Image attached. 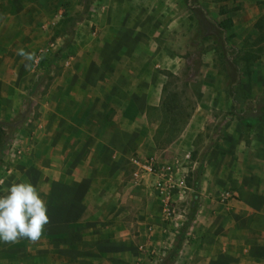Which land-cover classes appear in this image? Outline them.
I'll list each match as a JSON object with an SVG mask.
<instances>
[{"label": "crops", "instance_id": "crops-1", "mask_svg": "<svg viewBox=\"0 0 264 264\" xmlns=\"http://www.w3.org/2000/svg\"><path fill=\"white\" fill-rule=\"evenodd\" d=\"M234 6L230 29L219 26V37L212 36L209 25L202 27V22L198 25L203 33L197 35L193 12L182 0H102L101 9L89 18V28L78 26L74 42L85 44L90 52L87 91L70 95V91H63V99L71 101V111L80 114L63 113L60 136L53 135L57 126L47 118L48 109L53 108L48 103L43 104L44 115L36 123L32 138L25 136L29 125L21 123L12 139L13 147L19 146L22 152L24 144L28 150L20 152L18 159H10L0 186L3 196L13 184H32L47 207L49 222L36 241L19 238L0 242V264H48L49 255L60 256L57 264H241L242 221L254 213V218H249L254 232L264 231V168L248 169L257 161L258 152L245 144V139L264 124L257 114L264 111V103L255 109L241 105L235 98L237 83L233 78L238 79L243 66V48L250 50L244 33L247 28L240 26L239 19L242 16L245 26L256 22L264 15V5L250 2ZM40 12L34 0H0V122L9 128L19 121H5L14 118L16 111V100L11 101L8 94L14 98L20 93L22 97L35 93L24 65L32 57L34 18ZM229 30L239 58L236 62L235 57L228 56ZM85 35L87 45L82 41ZM196 54L200 62L193 70ZM188 68V91L193 92L196 102L180 134L161 151H168L183 136L193 143L200 129L218 131L211 135L204 155L191 165H202L198 207L175 257L168 260L186 219L181 215L170 221L164 218L160 196L156 190L154 196L149 193L151 179L135 188H124L125 192L120 189L127 195L117 201L112 194L98 197L103 191L98 180L103 175L115 177L116 162L133 152H144L142 145L158 147L154 138L161 117L151 122L149 111L152 107L161 111L164 91H178L174 81L187 75ZM257 77H264V67L254 64L246 79L254 81ZM115 95L120 99L114 102ZM261 99L264 102V96ZM112 108L114 112L103 128L100 113ZM111 119L117 120V125L106 129L112 126ZM199 138L208 142L206 133ZM75 142L79 146L66 160L63 153ZM110 184L106 191L118 190L112 181ZM188 186L190 190L193 187ZM51 240L59 243L50 244ZM255 256L256 252L249 264L260 263Z\"/></svg>", "mask_w": 264, "mask_h": 264}, {"label": "rangeland", "instance_id": "rangeland-1", "mask_svg": "<svg viewBox=\"0 0 264 264\" xmlns=\"http://www.w3.org/2000/svg\"><path fill=\"white\" fill-rule=\"evenodd\" d=\"M182 1L186 3L187 7L190 8L193 12V23H195V25L197 26V30L194 29V31H197V35L199 33H203L202 27H204L206 23L209 25L208 31L210 34H212V36L217 35L219 26H221L222 28L225 26L226 28L230 29L229 21L231 18L230 15L232 14L231 12L233 8H235L234 5L238 6L248 3L250 4V2L264 5V0H233L231 2H228L227 4H224L225 8L221 3L223 0ZM34 4H37L39 6L41 12L36 19L34 18V47L32 57L29 60L28 64L24 66L27 69V75H30L32 77L31 81L33 85L35 84V93L31 97L28 93L26 96L22 97V94L20 93L17 94V96L14 98L12 93H9L8 95L10 96L11 101L16 100V111L14 118L5 121H10L11 123H14L16 121H19L21 123L26 122V125H29L30 129L28 128L27 134L25 136L32 138V136L35 135L36 123L42 120L44 115L43 104L48 103L49 105H53V108H51L50 106V109H48L47 118L49 120L53 119L52 124L57 126L53 128V135L55 134L60 136V132L64 130V125H62V122L60 121L63 119V113L67 115H74L76 113L75 111H71V101H64L63 97L65 93L63 91H70V95V93L73 91H87L88 86V70L90 67L88 63V56L90 55V52L88 46L84 48L85 44H78L79 42L77 41L74 42V38L77 35L78 26L80 24H84L87 26L89 18H91L90 16L95 13L96 10L101 9L102 0H34ZM219 5L221 6L219 7ZM98 7L100 8L96 9ZM239 21L242 28H247L244 33L246 34L248 39L246 46H248L250 50H244L243 48L242 53L240 54V60L243 63V66L238 70V72L240 73V77L238 76V79L235 77L233 78V82L237 83L235 98L239 100L241 105H244V103H246V105H248L250 109H255L254 107H258L259 103H264L261 102V98L264 96V94L261 95V93H264V77H261V79L257 77L254 81L251 79L250 81H247L246 78L248 76L250 77V73L253 71L254 64L264 67V15L261 14L260 16H258L256 22H253L248 26H245L243 24L242 16L240 17ZM198 22H202L203 26L200 27L198 25ZM88 28L89 27L87 26V29ZM230 31L231 30L227 32L229 34V37L228 43L226 44L228 49V56L235 57L233 61L236 62V60H239V58L237 56V52H235L236 46L231 44L232 34ZM70 37L72 38L70 46L61 51L59 57L55 61L50 62L54 58V54L56 53V51H58V49L65 43V40ZM217 37H219V35H217ZM87 38L88 35H85V37L82 39V41L84 40L86 42V45L88 43ZM219 48H222V44L219 45ZM223 53L224 52H222L221 54L223 55ZM220 59L224 61V58L221 55ZM198 62H200V58H198L196 54L193 58V65H191L193 70L196 68ZM22 70H24V67ZM187 70V75H182L180 80L173 81L175 84L174 89L178 90L177 92L179 93L183 106L187 111L186 113L191 114L196 100L194 98L193 92L188 91L187 78L190 75V69L188 68ZM241 72L243 73L241 74ZM249 91H251V93ZM112 99L115 102L120 99V96L115 95L114 97H112ZM10 107L13 108V103H11ZM240 109L242 110V108ZM28 110L29 112H26ZM113 112L114 109L112 108L111 110H109V112L103 110V112L100 113L102 117L100 116L99 118H104L103 120L101 119L103 128L105 127V125H107L105 124V122L109 119V116L113 114ZM233 113L236 115L238 112ZM257 114L261 116L259 121H264V111L260 112V114L259 112H257ZM78 115L76 113V116ZM161 115L162 112L155 107H152L149 111V118L151 122H153L152 119H159ZM25 116L27 119H25ZM79 121L76 122L80 123ZM86 122L87 121H83V124H85ZM109 122V124H112V126L110 125L106 129L116 127L117 120L111 119ZM71 126H73V124H71ZM10 129L11 128L7 127L1 130L6 131L5 133L7 134ZM72 130L73 129L71 127L69 131ZM88 131L90 132L92 131V129L90 128ZM215 131H218V129L205 128L202 131L200 129L198 136L194 137L196 138V141H194L193 143L186 142L185 139H183V136L179 140L175 141V144L168 151H161V149L165 148L166 146L155 147L154 145H142L144 149H146L144 150V152H133L125 159H122V161L116 162V165H114L116 171L115 177L108 178L103 175L100 178V181L98 180V184H100L98 185L99 189L103 190L97 193L98 197L100 196L101 198H104L105 196H111L112 194L114 195L113 198L117 201V199H120L122 195H127L121 192L120 189L125 192L124 188H135L143 184L144 181L137 182L133 178L132 173L134 170V164L132 163V160L135 157L145 158L148 156H155L158 160L161 161H171L177 164L179 163V165L183 168L184 173L187 175V184L192 186L195 179V174L193 171L199 164L197 163L195 168H191V165L195 164L194 161L197 160L198 157L204 155L208 146L210 147L209 139ZM89 132L85 133L84 137H88ZM201 133H206L208 142H201V138H199ZM107 134L110 135L111 133L108 131ZM254 134L255 135H253L251 138L245 139V144H251L253 148H257L258 159L257 161H254V163H251L252 167L250 166V168L248 169L253 168L256 170H263L264 124L261 125L260 129H258ZM166 137L167 136L164 135L163 137H161V139L164 141ZM14 142L15 141L13 140L8 145V148L5 151L3 163L0 165V186L3 184V182H5V180L3 179L5 173L4 171L8 170L7 168L8 164H10V159H18L17 157L21 155V151L18 148L19 146H15V148L13 147L15 145ZM22 146L24 150H22L21 153H23V151L25 150H28V145L23 144ZM59 146L60 143L56 145V148H58L57 151H59L58 154H60ZM68 146L69 149L65 150V153H63V155L65 154V156H67L66 160H68V156L71 155L72 150H74L75 147L79 146V143H71ZM61 151L63 152L64 150ZM187 153H190L189 158H186ZM19 158V161L23 162V157ZM242 171L245 172V169H242ZM146 178L151 179L149 175L146 176ZM110 181H112V185H114L116 189H118L117 191L105 190L108 185H111ZM22 182H24V180H22ZM191 188L192 189L190 190V193H193L194 188ZM148 189L149 193L154 196V187H152L150 184ZM116 192L119 193L117 194ZM245 192L242 191V194L246 195ZM190 193L187 195V197H176V201L174 202V216L181 215V219H187V217L190 215L191 211L189 203L190 198L192 197ZM92 194L93 193H91L90 195ZM263 194L264 192H262V195ZM157 198L161 207V214L164 215L162 199L158 196ZM144 201H146V197H144ZM253 216L254 213L250 216H247L246 221L243 220L240 226V249L242 250L241 264H249L248 261L253 259L255 252L256 255H258L255 257L260 262L259 264H264V231L257 230L256 232H254L252 224H250L249 221V218H254ZM56 243H59V241H50V244L56 245ZM46 258L48 259V264H57L59 262L60 256L49 255V257Z\"/></svg>", "mask_w": 264, "mask_h": 264}, {"label": "clouds", "instance_id": "clouds-1", "mask_svg": "<svg viewBox=\"0 0 264 264\" xmlns=\"http://www.w3.org/2000/svg\"><path fill=\"white\" fill-rule=\"evenodd\" d=\"M46 213L47 207L32 184H13L0 196V242L36 241L49 222Z\"/></svg>", "mask_w": 264, "mask_h": 264}, {"label": "trees", "instance_id": "trees-1", "mask_svg": "<svg viewBox=\"0 0 264 264\" xmlns=\"http://www.w3.org/2000/svg\"><path fill=\"white\" fill-rule=\"evenodd\" d=\"M72 42V38H68L65 40V43L56 51L54 54V58L50 61H55L58 57L61 51L68 48ZM37 84V83H36ZM35 87V86H34ZM34 91H30V94H33ZM161 123L157 129V132L155 134V143L156 146L162 147L174 140L182 131L185 123L187 122L188 118L190 117V114H187L185 107L183 106V103L180 99V95L177 91H164V98L161 105ZM26 119V116H25ZM19 125H21V122H17L13 124L10 128V131L6 134V131H2L1 129L7 128L8 124L0 122V165L3 163L5 151L8 148V145L12 141L15 132L19 129ZM166 135V139L164 141L161 139ZM202 171V165H199L195 172V179L193 183L194 191L192 193L193 199H192V206L190 207V215L185 220L182 229L180 230L178 234V238L174 244V246L170 249L168 254V260L175 257L180 244L184 238V234L186 229L191 223V220L194 217V214L198 207V201H199V178ZM166 264V262H164Z\"/></svg>", "mask_w": 264, "mask_h": 264}, {"label": "built area", "instance_id": "built-area-1", "mask_svg": "<svg viewBox=\"0 0 264 264\" xmlns=\"http://www.w3.org/2000/svg\"><path fill=\"white\" fill-rule=\"evenodd\" d=\"M190 153L186 154L189 158ZM134 164L133 178L135 181H144L146 176L151 177V186L157 191L162 199L164 218L167 221L172 220L176 197H186L190 187L186 182V174L179 163L171 161H161L155 156L145 158L135 157L132 160ZM229 196L230 193H225Z\"/></svg>", "mask_w": 264, "mask_h": 264}]
</instances>
